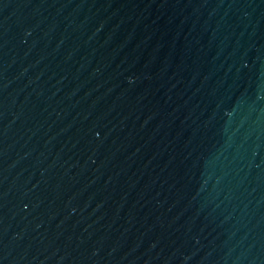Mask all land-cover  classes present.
I'll list each match as a JSON object with an SVG mask.
<instances>
[{"label":"water","instance_id":"obj_1","mask_svg":"<svg viewBox=\"0 0 264 264\" xmlns=\"http://www.w3.org/2000/svg\"><path fill=\"white\" fill-rule=\"evenodd\" d=\"M0 264H264V0H0Z\"/></svg>","mask_w":264,"mask_h":264}]
</instances>
